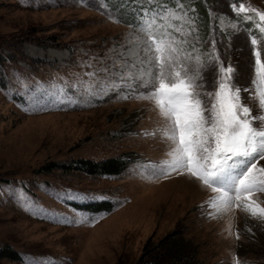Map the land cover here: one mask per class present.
<instances>
[{
	"label": "rangeland",
	"instance_id": "rangeland-1",
	"mask_svg": "<svg viewBox=\"0 0 264 264\" xmlns=\"http://www.w3.org/2000/svg\"><path fill=\"white\" fill-rule=\"evenodd\" d=\"M192 1L180 0L193 20L184 25L190 35L175 34L188 42L183 51L206 64L214 38L221 63L230 61L235 82L248 87L254 28L233 8L264 11V0H203L205 18ZM156 5L174 8L175 0H0V264H134L175 229L198 246L203 264H264L257 221L235 207L210 217L211 190L188 175L187 193L185 174L148 167L165 158L168 142L143 133L164 120L119 78L143 55L134 26L141 9ZM255 35L264 59V37ZM115 156L130 161L123 172L70 168L79 158ZM253 198L264 205V192Z\"/></svg>",
	"mask_w": 264,
	"mask_h": 264
},
{
	"label": "snow or ice",
	"instance_id": "snow-or-ice-1",
	"mask_svg": "<svg viewBox=\"0 0 264 264\" xmlns=\"http://www.w3.org/2000/svg\"><path fill=\"white\" fill-rule=\"evenodd\" d=\"M233 10L248 14L242 19L249 26L253 16L257 18L250 38L254 59L248 87L235 82L230 61L221 63L214 38L209 40L211 55L206 64L200 55L183 51L182 45L188 42L175 34L190 35L184 25H192L193 20L180 0H175L174 8L141 9L134 26L142 34L136 39L143 55L119 79L135 98L153 101L164 120L163 127L143 133L153 137L159 133L168 142L165 158L148 165L152 175H189L214 193L208 201L214 210L208 213L210 217L235 207L257 221L253 225L257 230L264 231V205L253 198L254 193L264 192V167H257L264 160V59L255 35L264 37V11L244 3ZM109 18L120 22L112 13ZM214 66L212 81L206 83ZM205 87L213 91H198ZM242 93L255 104L245 103ZM243 230L253 234L250 227ZM235 264H240L238 259Z\"/></svg>",
	"mask_w": 264,
	"mask_h": 264
},
{
	"label": "trees",
	"instance_id": "trees-1",
	"mask_svg": "<svg viewBox=\"0 0 264 264\" xmlns=\"http://www.w3.org/2000/svg\"><path fill=\"white\" fill-rule=\"evenodd\" d=\"M197 1L192 2L194 5L197 3V11L205 18L208 14V6L203 0ZM203 18H200L198 15L199 20L203 21ZM129 164L130 161L128 158L121 156L108 157L100 160L79 158L76 165H72L70 168L81 169L90 174H113L123 172ZM108 206L106 207L108 208ZM134 264H203V260L199 255L198 246L191 239L186 238L183 231L175 229L158 240L157 243L150 241L146 245L140 258Z\"/></svg>",
	"mask_w": 264,
	"mask_h": 264
},
{
	"label": "bare ground",
	"instance_id": "bare-ground-1",
	"mask_svg": "<svg viewBox=\"0 0 264 264\" xmlns=\"http://www.w3.org/2000/svg\"><path fill=\"white\" fill-rule=\"evenodd\" d=\"M188 177H189V176L185 174V175L183 176V180L186 181V184L189 186V188H188V187H185V188H184V185L181 186V184H185V182L180 183L179 186L181 187V190H185L187 193L193 194L192 192H194V187H190V185H192V184L189 185V183H188L187 181H189V179H190L191 177H189V178H188ZM187 178H188V179H187ZM197 181H198V180H197ZM197 181H196V182H197ZM198 182H199V181H198ZM204 188H205V187H204ZM205 189H207V193H208V191L210 190V189H208V188H205ZM191 191H192V192H191Z\"/></svg>",
	"mask_w": 264,
	"mask_h": 264
}]
</instances>
